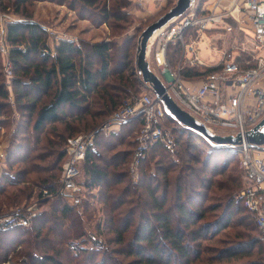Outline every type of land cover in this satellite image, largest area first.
Returning a JSON list of instances; mask_svg holds the SVG:
<instances>
[{
    "label": "trees",
    "instance_id": "trees-1",
    "mask_svg": "<svg viewBox=\"0 0 264 264\" xmlns=\"http://www.w3.org/2000/svg\"><path fill=\"white\" fill-rule=\"evenodd\" d=\"M31 1L15 0L14 7L17 15H19L20 6L25 8V5ZM50 1L69 5L73 11L80 8V19L89 20L96 25L103 26L113 20L117 23V28L124 31L126 27L124 22L129 19L134 21V17L129 12L131 8L129 0H114L113 7H111L112 0ZM10 3V0L5 3L0 0V9L10 8ZM95 17H98V21ZM20 19L25 21L8 23L6 29L7 41L11 47L9 59L13 64L15 75L12 91L18 112L22 115V119L28 120L25 132L33 134L36 142L45 137L51 139L53 136L60 137L58 133L60 125H65L63 131L68 130L71 133H75L77 129L76 122L78 124L86 122L85 124L89 126L91 124L95 126L96 121L107 119L125 102L140 95L143 83L138 77L133 61L132 54L136 46L133 38H128L120 45L106 41L96 44L81 42L80 45L60 41L51 48L48 32L44 26L35 23L31 18L20 17ZM213 71L214 69H205L203 72L202 70L188 71L184 76L188 79L200 78ZM1 75L0 70V129L3 128L2 122H5L2 118L6 116L10 118L13 111L9 103L10 91ZM136 127L141 128L139 120L121 125L117 132L108 137L100 131L96 133L94 145L87 151L83 164L81 184L87 188L89 199L86 201L83 199L81 206H72L65 197L58 196L51 210L40 213L33 220L30 228L0 230V243L10 245L16 237L33 235L34 241L28 244H33L34 250L25 253L29 264H111L114 262L113 256L100 243L97 242L99 248L93 250L80 249L73 243L84 235L86 214L89 210L95 212L91 200L97 199L103 205L104 216H107L105 228L114 235L115 243L113 244H124L125 234L134 228V235L127 243L128 252L125 254L127 257L134 256L136 263L129 264H201L203 261L213 264L228 261L227 259L233 260L242 255H252L250 252L255 251L259 241L248 236L250 240L246 241L245 245L233 243L229 249L218 252L214 259H205L204 243L211 241L229 228L235 216L243 211L240 208L236 209L235 202L232 200L224 207L220 217L214 215L211 216L213 219L208 221L210 213L218 214L219 209V207L206 206L214 181L209 180L208 183L206 179L202 180L197 175L198 183L194 184L192 181L190 187H187L181 175L177 178L173 204L167 207L169 178L178 163L172 162L166 155L168 151L159 144L147 153L141 164V170L150 154L153 157L160 154L164 160L161 158V161L156 164L155 174L148 175L144 172L138 185L135 186V188L145 189L150 197H148L149 200H152L153 207L149 204L146 207L148 211L140 210L141 207L136 206L135 201L130 197L133 194L132 188L128 186L120 190L129 175V172L120 169L123 168L122 165L129 163L136 149L137 141H132V134ZM179 135L182 134L179 133ZM127 136H131L129 141ZM184 136L175 139L176 143L180 145V142H183L188 157L201 160L202 152L193 143V138L187 136L189 141L186 142ZM68 139L64 150L62 144L59 147L55 175L51 173L49 166L48 168L39 167L37 171L32 168L25 169L14 176L5 174L1 177V214L9 213L13 208L29 202L34 197L32 188L37 185L40 188L37 200L43 198L42 194L45 190L49 193L56 192L62 173L59 157L63 154L66 157ZM51 144L54 145V143ZM121 146L124 150L117 151ZM54 147L58 149L55 145ZM104 152H113V155L105 156ZM193 152L198 153L200 158L193 157ZM225 154L232 157L230 152ZM29 155L30 152H26L22 157H18L19 163L25 168ZM220 157L219 154H208L203 158L202 171L207 174L206 170L214 168L212 175L224 174L228 162L219 168ZM43 173L47 174L46 177L42 175ZM32 174H36L33 177L36 178L34 181L31 179ZM190 176L195 177L193 172ZM161 178L165 180L164 185H160ZM96 190L98 195L92 193ZM238 202L244 212L249 214L242 202L239 200ZM39 203L41 208L50 202L40 200ZM5 236L6 239H4ZM112 239L108 240L109 244ZM260 248H258L259 252ZM11 252L12 249L0 254V264L7 263V255ZM114 252L117 255L120 254L116 250Z\"/></svg>",
    "mask_w": 264,
    "mask_h": 264
},
{
    "label": "built area",
    "instance_id": "built-area-1",
    "mask_svg": "<svg viewBox=\"0 0 264 264\" xmlns=\"http://www.w3.org/2000/svg\"><path fill=\"white\" fill-rule=\"evenodd\" d=\"M147 0H137L144 4ZM159 3L168 0H154ZM9 16L0 15V51L5 56L4 72L8 79L14 78L13 66L9 54L11 47L7 41ZM232 19L238 23L240 42L221 51L214 48L204 34L210 25L221 26V31L233 32L228 24ZM149 45L147 60L150 67L163 81L167 93L185 112L218 136H243V143L230 149L237 153L240 168L246 185L237 196L247 209L264 243V149L250 146L245 135L264 120V0H215L208 13L199 16L196 3L184 16L168 24ZM50 33V32H49ZM54 41H69L80 45L79 39L67 35H55ZM204 36V39H203ZM205 41L213 54L220 56V63L204 61L200 56L199 45ZM207 42V43H206ZM239 56L234 57V52ZM244 56L242 62L239 58ZM176 57L175 65L172 57ZM249 58L256 61L249 65ZM214 69L200 78H185L188 71ZM167 114L160 99L149 91L125 102L114 112L100 132H116L121 125L139 120L140 132L136 139L130 173L138 174L139 167L152 147L159 144L169 152H174L175 139L169 130ZM183 126V125H182ZM173 131L196 137L193 130L171 127ZM95 136H79L68 139L67 160L64 163L61 189L57 193L46 191L50 198L63 196L73 201L74 206L82 204L81 169L86 160L87 151L94 145ZM37 204L16 207L6 214H0V230L30 228L37 217ZM6 264H11L10 262Z\"/></svg>",
    "mask_w": 264,
    "mask_h": 264
},
{
    "label": "rangeland",
    "instance_id": "rangeland-1",
    "mask_svg": "<svg viewBox=\"0 0 264 264\" xmlns=\"http://www.w3.org/2000/svg\"><path fill=\"white\" fill-rule=\"evenodd\" d=\"M4 3L9 2V0H2ZM178 0H175V2L170 3L166 8H163L159 11V16L155 17L154 19H148L145 21H140L138 17H136L134 14H130L134 17V21L124 22L125 30L122 31L121 29L117 28V23L113 20H110L108 24H105L103 26L96 25V23H92L89 20H82L80 19V8L73 11L69 8V5H60L56 2H52L50 0L47 1H35L32 0L31 2L27 3L24 7L20 6V10L18 11L19 15H17V10L14 7L15 0H10V5L8 9L1 10L0 9V15L5 14L8 17L5 18V20L11 21L10 23L16 22V21H25L22 18H31L35 23H41L42 26L45 27V29L48 32L49 36V45L53 46V43L55 37L52 36L51 33H55V35H67L68 37H74L79 38L81 42L85 43H98L102 41L106 42H113L117 45L122 44L125 40L128 38H133L135 40V48L133 51L134 56V64L136 59V52L138 47V40L141 36L142 32L151 24L155 23L160 17L165 15L171 8H173ZM215 0H197L196 1V13L199 16H202L203 14L208 13V9L212 7V4ZM101 2V1H100ZM69 3V2H67ZM102 3V2H101ZM111 4L114 6V0L111 1ZM131 10V8H129ZM129 10V11H130ZM88 12V11H87ZM132 12V11H131ZM96 21H98V17L96 18ZM121 23V22H120ZM123 23V22H122ZM228 24L232 26L233 32L227 33L225 31H221V26L210 25L209 30L204 34V36L207 37V40H209L212 43V46L214 48H218L221 51H223L225 48H231L233 45H235L237 42H240L242 38V35L239 33L238 30V23L232 19L228 20ZM1 25V21H0ZM7 27V26H6ZM50 32V33H49ZM203 36V39H204ZM79 41V42H80ZM200 50V56L201 58L208 62H219L220 63V56L213 54L209 48H207L205 41H202L199 45ZM239 51L234 52V57L239 56ZM6 57L3 56V53L0 51V70H1V77L5 81L6 87L10 91V104L12 107L10 118L8 116L2 118V122L4 124L3 128L0 129V179L3 175L9 174V175H16L17 173H20L22 170L25 169H33L35 171L38 170L39 167H46L48 168L50 166L51 173L54 174L55 166L57 165V159L58 155L60 153V146L62 144V149L64 150L66 145V140L69 139H75L79 136H91L94 134L96 136V133L99 132V129L103 126V124L109 119H99L96 121V125L94 124L89 126L88 124H78L75 123V126L77 127L75 133H71L68 130L63 131L65 128V125L58 126L60 133V137L53 136L52 139L45 137L41 139L39 142H36L35 136L30 133L25 132V128L28 127L26 118L25 120L22 119V115L18 112V109L16 107L13 91H12V82L14 80L8 79L5 75L4 66L6 63ZM244 60V56L242 55L241 58H239V61L242 62ZM249 65L254 66L256 61L252 58H249ZM11 63V60H10ZM12 64V63H11ZM13 66V64H12ZM151 69L158 73V70L154 67H151ZM138 72V71H137ZM15 76V75H14ZM138 77L141 79V76L138 74ZM14 79V78H13ZM149 89L143 84V89L139 92V94H149ZM109 121V120H108ZM168 121V127L169 130L172 131L174 139H177L180 136H184V134L179 135L178 131H173L171 127L180 128L182 129L183 126L178 124L176 121L171 119L169 116L167 117ZM91 123V122H90ZM88 125V126H87ZM134 127V126H133ZM137 128V127H136ZM117 130V129H116ZM30 131L31 127H30ZM29 131V132H30ZM118 131V130H117ZM116 131V132H117ZM140 128H137L135 132L132 134V141L136 140L137 134H139ZM113 132L105 134L106 137L110 136ZM136 133V134H135ZM186 135V134H185ZM46 136V135H44ZM43 136V137H44ZM188 135L184 136V141H189L187 137ZM71 137V138H70ZM131 137V136H130ZM127 136V141H129L131 138ZM191 137V136H190ZM193 138V143L200 149L201 153V160H194L188 157L185 146H183V142H180V145L176 143L175 141V148L174 152L166 153V155L170 158L172 162L178 163L177 167L173 169V172L170 174V188H169V202L167 207L172 206L173 199L175 196V190H176V180L177 178L183 177L185 183H187V187H190L192 181H194V184L198 183V180L196 175L200 177V179L204 180L206 179V182L209 183L210 181H214L212 187L210 188L209 195V202L206 203V206H210L212 208L219 207L217 213H210L209 220H212L213 218L211 216H217L220 217L224 212V207L229 204L228 202H231L234 200L236 209L240 208L243 213H240V215L235 216L233 219L231 225L229 228L222 231L218 236H216L211 241H207L204 243L205 247V253L204 257L205 259H214V256L220 252L225 251L229 249L231 244L238 243L241 245H245L250 239L249 237L254 238L255 240L259 241V246L255 248V251L250 252L252 255H242L240 257H237L236 259L223 261L220 263H213V264H264V243L261 240V234L260 232L255 228V223L252 217L250 218V215L245 213L243 210V207L237 200V196L239 195L240 191L244 188L246 185V180L243 175V172L240 168V161L237 153L232 151L230 148H223V147H215L207 143L202 137L201 140H199L196 137ZM129 139V140H128ZM95 142V141H94ZM51 143H54V145L57 148L52 146ZM185 143V142H184ZM190 143L191 140H190ZM67 147V146H66ZM261 149H264V146L259 147ZM124 150L123 146L118 148L117 151ZM30 152L29 158H28V164L27 167L22 166V164L19 163V158L22 157L24 153ZM135 152V151H134ZM226 152H230V155L232 157H229V154H225ZM208 154H219L220 157V164L219 168L223 167L226 162L227 168L224 174L222 175H212L214 168H210V170H206L207 174H205L203 170V158L207 157ZM104 155L111 156L113 155V152H104ZM158 155V154H157ZM134 156V154H133ZM133 156L131 159H129V163L127 165H122L121 171L129 172L128 179L122 184L120 187V190L122 191L124 188L130 186L132 188L133 193L130 197L133 201H135V205L141 207L140 210L148 211L147 205L151 204L153 207L152 200H149L148 193L143 188H138L136 184L138 185L140 181V177L143 176L144 172H147L148 175H153L156 173L157 166L156 164L162 160H164L163 156H160V154L156 157H153V155L150 154V157L145 161L144 166L139 167L138 174L133 175L130 173V166L132 164ZM193 157L200 158L198 153L193 152ZM44 157V158H43ZM44 162H42V160ZM59 160L61 162V168L63 171V166L65 161L67 160V156L65 157V154L61 155L59 157ZM193 160V162H191ZM225 162V163H224ZM224 163V164H223ZM223 164V165H222ZM142 171V175H141ZM193 172V175H195L194 178H191L190 174ZM201 172V174H199ZM36 174H32L31 179L34 181L36 178ZM44 177H46L47 174H42ZM55 175V174H54ZM62 177V173H61ZM60 177V180H61ZM80 184L83 182V166L81 169V176H80ZM60 180L58 182V186L56 188L57 192L61 189ZM191 180V182H190ZM164 178H161L160 185H164ZM37 185V182H35ZM156 183H154L155 185ZM82 185V184H81ZM221 188L219 189V187ZM34 189V190H33ZM138 189V190H136ZM34 191V197L27 202L26 204L23 203L21 206H27V205H33L37 204V209L35 210L37 214L39 215L42 212L50 211L52 208V205L57 199V196H54L53 198H50L48 195H45V191H43V198L40 199L41 201L46 200L50 203L45 205V207L40 208V200H37V194L40 192V188L35 186L32 188ZM49 192V191H48ZM55 192V193H57ZM87 188L82 185V199L85 201L89 199L87 196ZM96 195H98V191L92 192ZM49 195H51L49 193ZM149 197V198H148ZM67 201L74 206L73 201L69 198H66ZM141 202V205H140ZM91 205L95 209V212L93 210H89L86 214V220L84 219V235L81 236L78 240L74 241V245L77 247H80V249H86V250H93L98 249L97 242L100 243L103 247L107 248L110 251V254L113 256L114 262L111 264H129L132 262H135V257H127L128 252V241L131 240L134 233V228L131 229L127 234H125V242L124 244H113L115 243V239L113 238V234L108 232L105 228V222H107V216H104V208L102 203H100L99 200L93 199L91 200ZM20 206V207H21ZM81 206V205H80ZM79 207V206H77ZM14 209V208H13ZM12 209V210H13ZM11 210V211H12ZM2 213V211L0 210ZM0 213V214H1ZM37 215V216H38ZM118 220V219H117ZM242 223L241 225H239ZM253 227V228H252ZM255 229V230H254ZM107 231V232H106ZM44 235V234H43ZM3 238V237H2ZM7 237L5 236L4 239ZM113 238V239H112ZM111 240V244H109L108 240ZM34 241L33 235L31 236H24V237H16L13 241L10 242V245L4 244L2 245L0 243V254L6 250L12 249V252L7 255L8 262L11 264H29V260L27 256H25V253L33 251V244L30 245ZM13 242V243H12ZM30 242V244H28ZM11 244H13V248H11ZM5 246V247H4ZM70 246V245H69ZM260 248V252L258 248ZM101 250V249H100ZM114 250L117 252H120L119 255H117ZM72 252V251H71ZM126 253V254H125ZM103 256V254H102ZM86 257V255H84ZM101 259V254L99 257V260ZM137 260V259H136ZM136 263V262H135ZM6 264V263H5ZM201 264H208L207 261H203Z\"/></svg>",
    "mask_w": 264,
    "mask_h": 264
},
{
    "label": "water",
    "instance_id": "water-1",
    "mask_svg": "<svg viewBox=\"0 0 264 264\" xmlns=\"http://www.w3.org/2000/svg\"><path fill=\"white\" fill-rule=\"evenodd\" d=\"M197 0H178L176 5L165 15L160 17L155 23L148 26L141 34L138 40L136 52V68L141 76L142 83L160 99L164 105L167 116L193 130L198 136L202 137L207 143L215 147L231 148L240 146L244 139L241 134L236 136H218L211 133L204 125L195 118L183 111L167 93L163 81L151 69L147 60V54L152 37L157 31L165 28L175 19H179L186 14ZM245 140L252 147L264 146V120L245 135Z\"/></svg>",
    "mask_w": 264,
    "mask_h": 264
},
{
    "label": "crops",
    "instance_id": "crops-1",
    "mask_svg": "<svg viewBox=\"0 0 264 264\" xmlns=\"http://www.w3.org/2000/svg\"><path fill=\"white\" fill-rule=\"evenodd\" d=\"M129 1L131 2V10L129 12L134 14L136 17H138V19L140 21H145L148 19L150 20V19H154L155 17H158L160 10H162L163 8H166L170 3L175 2V0H168V1H162V2L157 3L154 0H147L144 4H138V3H136L137 0H129ZM38 24L41 25V23H38ZM79 41H80V39H79ZM59 42L60 41H56L53 43V46H51V45H49V46L51 48H54L55 45ZM80 43H81V41H80ZM98 43H100V42H98ZM92 44H96V43H92ZM175 63H176V57L173 56L172 57V64L175 65ZM208 64H210V63H208ZM117 130H119V129H117Z\"/></svg>",
    "mask_w": 264,
    "mask_h": 264
},
{
    "label": "bare ground",
    "instance_id": "bare-ground-1",
    "mask_svg": "<svg viewBox=\"0 0 264 264\" xmlns=\"http://www.w3.org/2000/svg\"><path fill=\"white\" fill-rule=\"evenodd\" d=\"M162 31H163V30L160 29L159 31H157V32L155 33V35H154V36L152 37V39H151V44H153V43L156 41L157 37L161 34Z\"/></svg>",
    "mask_w": 264,
    "mask_h": 264
}]
</instances>
